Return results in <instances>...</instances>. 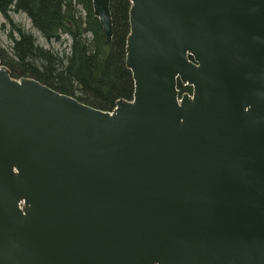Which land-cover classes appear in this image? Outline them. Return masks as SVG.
<instances>
[{
  "label": "water",
  "instance_id": "1",
  "mask_svg": "<svg viewBox=\"0 0 264 264\" xmlns=\"http://www.w3.org/2000/svg\"><path fill=\"white\" fill-rule=\"evenodd\" d=\"M129 2L111 111L0 60V264H264V0Z\"/></svg>",
  "mask_w": 264,
  "mask_h": 264
},
{
  "label": "trees",
  "instance_id": "2",
  "mask_svg": "<svg viewBox=\"0 0 264 264\" xmlns=\"http://www.w3.org/2000/svg\"><path fill=\"white\" fill-rule=\"evenodd\" d=\"M130 7L129 0H112L114 35L107 44L92 0H0V15L10 25L8 53L0 49V60L13 78L35 79L83 104L111 111L116 101L134 95L125 64ZM16 14L29 19L30 30L14 22Z\"/></svg>",
  "mask_w": 264,
  "mask_h": 264
},
{
  "label": "rangeland",
  "instance_id": "3",
  "mask_svg": "<svg viewBox=\"0 0 264 264\" xmlns=\"http://www.w3.org/2000/svg\"><path fill=\"white\" fill-rule=\"evenodd\" d=\"M14 19V22L18 25H21L23 27H25V29L28 31L31 29V23L29 21V19L24 15V14H16L12 16ZM5 26V31L3 30L2 26ZM10 29V25H8V23H6V21L1 17L0 15V49L5 52L8 53V39H7V31ZM33 34H35L34 32H32ZM56 47H58V45H55Z\"/></svg>",
  "mask_w": 264,
  "mask_h": 264
},
{
  "label": "built area",
  "instance_id": "4",
  "mask_svg": "<svg viewBox=\"0 0 264 264\" xmlns=\"http://www.w3.org/2000/svg\"><path fill=\"white\" fill-rule=\"evenodd\" d=\"M181 91H182V90H181ZM183 94H189V95H191L190 92H180V96H182Z\"/></svg>",
  "mask_w": 264,
  "mask_h": 264
},
{
  "label": "flooded vegetation",
  "instance_id": "5",
  "mask_svg": "<svg viewBox=\"0 0 264 264\" xmlns=\"http://www.w3.org/2000/svg\"><path fill=\"white\" fill-rule=\"evenodd\" d=\"M180 85V84H179Z\"/></svg>",
  "mask_w": 264,
  "mask_h": 264
}]
</instances>
